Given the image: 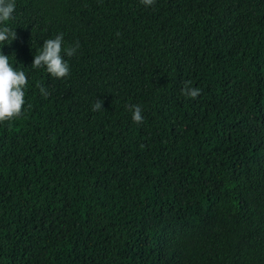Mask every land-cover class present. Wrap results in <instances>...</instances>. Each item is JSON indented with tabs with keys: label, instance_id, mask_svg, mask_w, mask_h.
<instances>
[{
	"label": "trees",
	"instance_id": "obj_1",
	"mask_svg": "<svg viewBox=\"0 0 264 264\" xmlns=\"http://www.w3.org/2000/svg\"><path fill=\"white\" fill-rule=\"evenodd\" d=\"M5 26L0 264H264V0H15ZM61 33L55 79L31 66Z\"/></svg>",
	"mask_w": 264,
	"mask_h": 264
},
{
	"label": "clouds",
	"instance_id": "obj_2",
	"mask_svg": "<svg viewBox=\"0 0 264 264\" xmlns=\"http://www.w3.org/2000/svg\"><path fill=\"white\" fill-rule=\"evenodd\" d=\"M156 0H140L145 7L154 6ZM15 11V0H0V44H8L17 39L16 32L10 27L5 26L7 21L12 19ZM119 35V34H117ZM80 45L64 47L63 33L58 34L55 38L44 41L41 50L34 56L32 64L33 69H46L52 78L64 79L70 75V67L64 56L69 58L76 55ZM28 86V79L24 71H17L11 66L9 56L0 52V124H11L23 113L22 109L25 104V89ZM41 95L47 99L49 93L44 87L37 83ZM187 98L196 99L200 94L199 88L191 86V81L185 83L181 92ZM103 102L97 101L93 106V111L102 110ZM132 112V120L135 123H143L142 109L139 105H129Z\"/></svg>",
	"mask_w": 264,
	"mask_h": 264
}]
</instances>
